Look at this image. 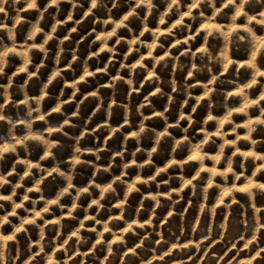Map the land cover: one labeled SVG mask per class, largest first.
Returning <instances> with one entry per match:
<instances>
[{"label": "rangeland", "instance_id": "obj_1", "mask_svg": "<svg viewBox=\"0 0 264 264\" xmlns=\"http://www.w3.org/2000/svg\"><path fill=\"white\" fill-rule=\"evenodd\" d=\"M28 2L0 12V264H264V0Z\"/></svg>", "mask_w": 264, "mask_h": 264}, {"label": "clouds", "instance_id": "obj_2", "mask_svg": "<svg viewBox=\"0 0 264 264\" xmlns=\"http://www.w3.org/2000/svg\"><path fill=\"white\" fill-rule=\"evenodd\" d=\"M7 2V0H0V12H4V8L2 7V5L4 4V3H6ZM14 2H19V0H14ZM52 2L53 3H56L57 2V0H52ZM172 2L173 3H177V0H172ZM210 2H211V0H210ZM234 2V0H229V3H233ZM248 2V0H242V4H241V7L243 6V3H247ZM139 3H146L147 4V6L149 7V8H151L152 7V3H151V0H138V5L137 6H139ZM91 6L93 7V8H95L96 6H97V0H91ZM36 7V0H29V2H28V8H35ZM74 7H75V5H74ZM238 11V13H240L239 12V9L237 10ZM128 15H132V13H129ZM261 15H264V13H262ZM128 17L127 16H125L124 17V19H127ZM250 19H254V18H250ZM16 23L18 24V23H20V19H19V17H17V19H16ZM160 23H164V21H163V18H161V21H160ZM258 23H264V21H258ZM121 25H117V27H120ZM38 31H40V29H37ZM53 31H55V28H53ZM72 31H76V29L74 28V29H72ZM145 31H147V29H145ZM112 34H114V33H110L109 35H112ZM143 34V33H142ZM52 37L51 36H49L48 37V39L50 40ZM99 38V37H98ZM46 43H47V41H46ZM110 51H111V49H110ZM3 71V69L2 68H0V72H2ZM21 71H24V69H21ZM60 73L59 72H57V75H59ZM52 81L51 80H49V84L51 83ZM129 83H131L130 81H129ZM93 95H95V93H93ZM55 111H59V108H57V109H55ZM0 119H3V116H0ZM209 119H211V117H209ZM252 131H255V129H252ZM133 135H135V133L133 134ZM227 143V142H226ZM9 149L8 148H4V151H8ZM14 150V149H13ZM153 151H154V149H153ZM0 159H2V156H0ZM231 166V165H230ZM203 170V169H202ZM53 171H56V169H53ZM25 175H27V173H25ZM209 184H211V182H209ZM17 187H19V185H17ZM260 187H264V185H260ZM131 190V189H130ZM29 191H31V189L29 190ZM85 191H87V189H85ZM15 193H13V195H14ZM101 198H103V197H101ZM0 199H11V197H2V196H0ZM24 199H27V196H25L24 197ZM52 203L53 204H55V203H57V201H52ZM94 203H95V201H94ZM15 207H20V205H15ZM44 211L45 212H47L48 211V209L47 208H45L44 209ZM14 214V213H13ZM37 215H39V213L37 214ZM32 221H24V223H31ZM21 229H17V231H20ZM108 229H107V226H105V231H107ZM0 239H7V240H11L12 239V237L11 236H9V237H7V238H4V237H2V236H0ZM99 242V241H98ZM250 243V242H249Z\"/></svg>", "mask_w": 264, "mask_h": 264}]
</instances>
